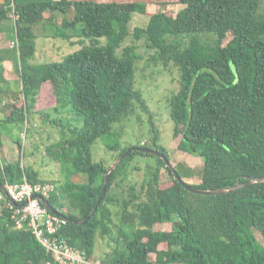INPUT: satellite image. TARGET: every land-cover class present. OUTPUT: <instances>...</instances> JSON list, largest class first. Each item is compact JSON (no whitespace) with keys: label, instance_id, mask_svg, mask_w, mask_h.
Here are the masks:
<instances>
[{"label":"trees","instance_id":"16d2710c","mask_svg":"<svg viewBox=\"0 0 264 264\" xmlns=\"http://www.w3.org/2000/svg\"><path fill=\"white\" fill-rule=\"evenodd\" d=\"M177 3L183 8L175 17L152 14L145 28L133 32L130 7L124 9L110 0H3L0 4V34L15 42L12 49L0 47V101L5 93L17 96L12 82L1 74L6 57L16 61L20 79L16 91L23 101L20 107L9 105L11 113L2 123L31 122L48 87L57 101L52 110L73 112L82 122L64 124L69 137L47 148L64 163L68 177L47 201L58 211L54 214L67 220L56 235L85 252L89 264H154L152 255L159 264H264V243L255 235L258 232L264 241V181L250 183L264 178V0ZM48 14L64 17L60 26L50 27L52 38L83 46L62 61L36 64L32 62L39 38L35 28L49 20ZM77 36L80 40L72 42ZM130 37L132 43L124 46ZM141 40L156 51L155 59L179 68V90L169 104L174 135L179 150L203 161L201 183L191 186L220 190L242 185L238 189L206 195L189 191L162 158L140 152L137 148L153 149L170 161L151 114V144L123 146L116 125L135 114L137 102L145 108L142 93L134 89L141 58L136 43ZM62 122L53 120L59 126ZM101 139L118 152L117 158L133 149L109 173L103 196L110 167L93 156ZM137 156L156 161L146 166L149 178L124 188L126 170ZM164 169L172 185L162 188ZM174 169L186 178L182 170ZM73 176L84 180L73 182ZM24 178L48 183L21 161L0 162V190ZM0 203V264H57L30 229L16 227L8 200ZM157 224H171L172 230L158 231ZM113 228L117 231L113 260L99 259L97 237L112 233Z\"/></svg>","mask_w":264,"mask_h":264},{"label":"rangeland","instance_id":"374dc122","mask_svg":"<svg viewBox=\"0 0 264 264\" xmlns=\"http://www.w3.org/2000/svg\"><path fill=\"white\" fill-rule=\"evenodd\" d=\"M98 1V0H94ZM118 5L124 6L127 9L130 7L133 19L130 22V30L133 32L135 28H145L152 14L164 12L175 17L183 6L177 3V0H110ZM3 0H0V4ZM167 2V3H166ZM176 2V3H175ZM166 3V4H165ZM50 16V17H49ZM48 14V21H43L35 28L37 39V52L33 63H49L62 61L67 55L81 49L83 45H72L70 40L65 41L60 38H52L49 33H52L53 26H60L64 19L63 15ZM71 16V15H70ZM68 17V16H67ZM12 18H14L12 16ZM16 18V17H15ZM6 34H0V46L13 48V41L6 39ZM130 37L125 43H132ZM80 37H74L72 42H78ZM171 40V39H170ZM184 43H189L188 37H185ZM102 45L106 44V39L101 40ZM138 46L137 52L141 58L136 63V73L134 89L142 93L145 100V108L137 102L136 112L123 123L116 125L115 133L119 135V139L123 146L136 144H151L152 142V126L149 121L151 114L155 127L159 132L160 144L167 150L170 163L173 167H178L182 170L186 183L190 185H199L201 183L203 161L201 158L190 155L178 149V140L175 138V124L170 116V102L179 90L180 71L179 68L172 62L165 66L163 61L155 59L157 53L148 48L147 43L141 40L136 43ZM85 45H89V40H86ZM121 52V51H120ZM13 57H6L2 61L1 74L8 80L10 86L15 90L16 97L7 96L5 93L0 101V122L11 113L8 109L9 105L15 104L20 107L22 104V95L16 91L20 79L17 72V65ZM18 82V84H17ZM57 105V101L53 91L48 87L47 91L41 94L37 102L34 116H31L28 124L24 122L16 123L15 125L0 124L1 143H0V162L5 165L8 163H16L21 161L22 165L31 168L38 174L39 179L47 180L48 183H53L56 187L66 181L67 173L64 168V163L55 159L47 151V148L53 144H57L61 139L69 137V129L63 127L64 124L70 123L72 126L76 124L82 125V122L77 121L73 112L62 111L56 112L52 110ZM10 108V107H9ZM63 119L59 126L53 123V120L59 121ZM67 128V127H66ZM116 139V137H115ZM101 139L93 147V156L96 162H104L108 167H111L119 158L118 152L109 149L106 143ZM117 139L114 141L116 143ZM150 160H155L154 157L137 156L134 163L127 168V178L123 182V187L126 188L133 183H141V181L149 175L146 166ZM156 161V160H155ZM152 162V161H151ZM135 167L140 168L136 170ZM125 177V175H124ZM84 180L83 176H73L71 181L80 182ZM162 188L172 185V180L167 173V170H162L161 183ZM124 188L122 190H124ZM121 190V191H122ZM61 194V191H58ZM59 194V193H58ZM58 197V196H57ZM59 198V197H58ZM1 199L0 198V202ZM60 202H64V199ZM64 212V208L62 209ZM2 205L0 203V213ZM118 224L117 221H115ZM155 229L158 231H171V224H157ZM117 231L112 229L105 236H98L95 247V256L99 259L105 257V260H113L114 247ZM255 235L260 243H264L262 236L255 231ZM156 255L151 256V261L155 263ZM99 264L100 261H97Z\"/></svg>","mask_w":264,"mask_h":264},{"label":"built area","instance_id":"2783aa9c","mask_svg":"<svg viewBox=\"0 0 264 264\" xmlns=\"http://www.w3.org/2000/svg\"><path fill=\"white\" fill-rule=\"evenodd\" d=\"M55 192L53 183H31L24 178L20 183H8L0 198L8 200L16 227L30 229L57 264H89L85 252L70 247L56 235L67 225L66 218L50 212L39 199L47 200Z\"/></svg>","mask_w":264,"mask_h":264},{"label":"water","instance_id":"95a60500","mask_svg":"<svg viewBox=\"0 0 264 264\" xmlns=\"http://www.w3.org/2000/svg\"><path fill=\"white\" fill-rule=\"evenodd\" d=\"M140 152H145V153H148V154H152V155H155L157 157H160L164 160L166 166L168 168H170V170L172 171L174 177L181 183L183 184L189 191H193V192H196V193H199V194H224V193H228V192H232L236 189H238L239 187H241L242 185H235L233 187H230V188H227V189H220V190H198L194 187H192L191 185L187 184L177 173V171L174 169V167L171 165L169 159L166 157L165 154L159 152V151H156V150H153V149H148V148H137ZM133 149H130L126 154H124L123 156H121L110 168H109V171L108 173L105 175V182H104V186H103V189H102V196L104 195L105 191H106V186H107V179H108V175L110 172H112L114 169H116V167L119 165V163L128 155L129 152H131ZM261 181H264V178H258V179H252L250 180V183H255V182H261ZM102 196L99 198V201L98 203L101 202L102 200ZM39 199H41L42 203L44 205H46L48 207V209L53 212V213H58V211L56 209H54L50 203L43 199L42 197H39ZM97 206L93 209L92 213L96 210ZM87 221L84 220L83 223H85Z\"/></svg>","mask_w":264,"mask_h":264},{"label":"crops","instance_id":"0c3cea01","mask_svg":"<svg viewBox=\"0 0 264 264\" xmlns=\"http://www.w3.org/2000/svg\"><path fill=\"white\" fill-rule=\"evenodd\" d=\"M69 17H72V16H69ZM5 34V33H4ZM6 39H8V40H11V38H9L8 36H7V34H6ZM1 47V46H0ZM1 48H4V49H9L8 47H6V46H4V47H1Z\"/></svg>","mask_w":264,"mask_h":264},{"label":"clouds","instance_id":"9594fccd","mask_svg":"<svg viewBox=\"0 0 264 264\" xmlns=\"http://www.w3.org/2000/svg\"><path fill=\"white\" fill-rule=\"evenodd\" d=\"M7 184H8V183H7ZM7 184H6V185H7ZM6 185H5V186H6ZM4 190H5V187H4L3 191H4ZM3 191H2V190H0V194H1ZM45 200H46V199H45Z\"/></svg>","mask_w":264,"mask_h":264}]
</instances>
